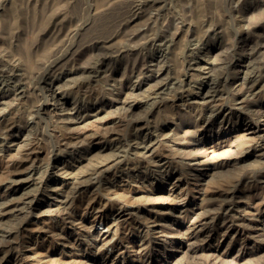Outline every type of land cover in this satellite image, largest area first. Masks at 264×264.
I'll return each instance as SVG.
<instances>
[{"label":"rangeland","instance_id":"obj_1","mask_svg":"<svg viewBox=\"0 0 264 264\" xmlns=\"http://www.w3.org/2000/svg\"><path fill=\"white\" fill-rule=\"evenodd\" d=\"M0 264H264V0H0Z\"/></svg>","mask_w":264,"mask_h":264},{"label":"bare ground","instance_id":"obj_2","mask_svg":"<svg viewBox=\"0 0 264 264\" xmlns=\"http://www.w3.org/2000/svg\"><path fill=\"white\" fill-rule=\"evenodd\" d=\"M128 2H129V0H128ZM140 2V1H139ZM151 3V2H150ZM130 4V3H129ZM142 6V5H141ZM133 9V8H132ZM74 23V22H73ZM107 29V28H106ZM57 32V31H56ZM55 34V33H54ZM61 34V33H60ZM77 34V33H76ZM63 35V34H62ZM73 35V34H72ZM74 35H75V33H74ZM60 38H61V36L60 35H58ZM64 36V35H63ZM69 37V36H68ZM103 37V36H102ZM104 39V38H103ZM58 40V42H54V46L51 48V49H49V50H47V52L45 53V55H44V57L45 56H50V55H55L56 53H57V51L59 50V48H61L62 47V45L63 44H61V43H59V42H61V41H59V39H57ZM57 40H55V41H57ZM61 40H63V39H61ZM64 42H65V40H64ZM65 44V43H64ZM58 55V54H57ZM51 57V56H50ZM49 58V57H48ZM53 58V57H52ZM45 59V58H44ZM40 61H42V60H40ZM41 63L42 62H38V63H34V64H32V66H34L35 68H41ZM43 64V63H42ZM34 67H33V69H34ZM46 69V68H45ZM88 86H89V84H88ZM79 87V89L81 88H83V87H85V84L84 83H80V84H78V86H77V88ZM88 88H86V90H87ZM85 90V89H84ZM90 91V90H89ZM80 92V91H79ZM88 92V91H87ZM87 92H85V93H87ZM95 92V91H94ZM84 93V92H83ZM89 93V92H88ZM95 94V93H94ZM91 95H92V92H91ZM90 95V96H91ZM97 126V125H96ZM6 127V126H5ZM58 134V133H57ZM81 134H73V135H71V136H65V134H64V140L63 141H65L67 144L68 143H71V142H73V141H75L76 140V138L77 137H79ZM83 138H85V137H83ZM82 138V139H83ZM79 139V138H78ZM77 139V140H78ZM81 139V138H80ZM62 142V141H61ZM65 142H64V144H65ZM66 144V145H67ZM75 144V143H74ZM30 151V150H29ZM28 152V151H27ZM27 155V154H26ZM31 155V154H30ZM23 159V158H22ZM14 161V160H13ZM14 164V163H13ZM12 164V165H13ZM15 167V166H14ZM180 192V191H179ZM187 192V191H186ZM87 208V207H86ZM211 260V259H210ZM214 262V261H213ZM212 263V262H211Z\"/></svg>","mask_w":264,"mask_h":264}]
</instances>
